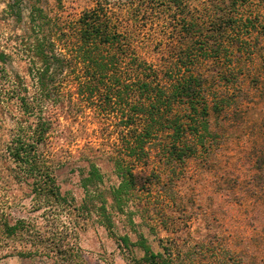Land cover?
I'll return each mask as SVG.
<instances>
[{"label": "trees", "instance_id": "trees-1", "mask_svg": "<svg viewBox=\"0 0 264 264\" xmlns=\"http://www.w3.org/2000/svg\"><path fill=\"white\" fill-rule=\"evenodd\" d=\"M22 1L7 0L0 27L22 24ZM46 6L27 0L22 32L0 45V264L81 263L62 169L86 170L108 233L138 207L164 233L157 251L118 236L143 264H264V0ZM101 163L118 179L108 188ZM191 177L201 192L187 197ZM29 196L38 213L13 217Z\"/></svg>", "mask_w": 264, "mask_h": 264}, {"label": "rangeland", "instance_id": "rangeland-1", "mask_svg": "<svg viewBox=\"0 0 264 264\" xmlns=\"http://www.w3.org/2000/svg\"><path fill=\"white\" fill-rule=\"evenodd\" d=\"M47 8L50 11L61 10V13L65 16L68 14L78 15L82 10L87 9L93 5V0H46ZM7 0H0V14L5 9ZM28 7L27 0L22 1L21 14L22 24L19 26H4L0 27V45L13 44L16 40L15 34H20L23 30V23L27 16ZM1 18V17H0ZM11 21V19H10ZM2 22V21H1ZM1 24V23H0ZM12 24V23H11ZM13 30V31H12ZM143 37L148 41L150 48L155 46V34L151 31L143 32ZM13 68L22 74L23 69L13 65ZM76 126L72 125L74 129ZM1 134V132H0ZM2 141V139H0ZM100 173L103 175V182L100 184L101 188H108L109 186L116 184L118 179L114 170H111L106 164L101 163ZM86 170H56L55 178L56 184L62 195L67 197H73L76 211L73 212V221L78 223L75 236L72 241L77 247V259L82 260L80 264H143L138 261L143 252L137 246L126 247L121 244L118 236L127 235L130 242H135L137 235L142 234L146 238L147 244L152 251H157L158 241L157 238L165 237L164 233L157 228L155 223L149 221L143 222L141 220L140 207L133 210L131 221L128 217L120 215L114 219V226L112 227L114 234L108 233L103 224L100 222L97 213L94 210V206H98V203L93 199H84V191L81 186V177L84 176ZM200 181L195 178L187 179L183 185V192L186 196L201 192L199 185ZM28 189H25L27 193ZM30 196L25 197L22 201L25 204V208H12V216L15 218L22 216H33L38 212H32L29 204ZM147 208V204L152 205L148 197H144L142 200ZM197 212V210H194ZM154 228L155 233H152L149 229ZM184 231L187 229L183 226ZM53 264L52 258L36 257L33 260L25 259L22 264ZM8 264H20L18 260H12Z\"/></svg>", "mask_w": 264, "mask_h": 264}]
</instances>
